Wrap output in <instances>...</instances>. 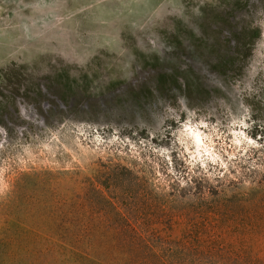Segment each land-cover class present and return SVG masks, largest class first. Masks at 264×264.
<instances>
[{"label": "rangeland", "instance_id": "obj_1", "mask_svg": "<svg viewBox=\"0 0 264 264\" xmlns=\"http://www.w3.org/2000/svg\"><path fill=\"white\" fill-rule=\"evenodd\" d=\"M129 231L264 264V0H0V264Z\"/></svg>", "mask_w": 264, "mask_h": 264}, {"label": "trees", "instance_id": "obj_2", "mask_svg": "<svg viewBox=\"0 0 264 264\" xmlns=\"http://www.w3.org/2000/svg\"><path fill=\"white\" fill-rule=\"evenodd\" d=\"M120 221L127 222L125 219L121 218ZM88 237V236H86ZM159 237L154 235L144 236L138 234L135 231H129L121 233L119 237L115 240L117 242L116 248L119 253H122L126 259L124 261L112 258L113 263L119 264H169L164 259V246L159 243ZM89 240H87V245H89ZM81 238L76 236H71L69 243L71 245V252L69 253L68 263L70 264H107L104 261H95L90 254L81 252ZM57 246H62L60 243L56 242ZM91 245H89V248ZM80 252V253H79ZM171 264H174L172 262ZM176 264V263H175Z\"/></svg>", "mask_w": 264, "mask_h": 264}]
</instances>
